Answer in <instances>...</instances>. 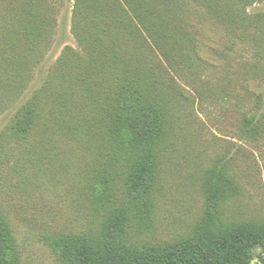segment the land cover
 Wrapping results in <instances>:
<instances>
[{
  "label": "rangeland",
  "instance_id": "1",
  "mask_svg": "<svg viewBox=\"0 0 264 264\" xmlns=\"http://www.w3.org/2000/svg\"><path fill=\"white\" fill-rule=\"evenodd\" d=\"M142 1L159 10L153 22L164 21L172 35L166 46L177 73L165 83L164 140L135 193L130 175L137 158L121 151L108 130H89L85 110L103 100L115 59L128 57L130 46L148 79L167 77L154 48L136 35L137 20L121 14L122 26L113 30L99 20L101 40L81 44L73 33L75 0H0V28L16 41L3 48L15 61L0 65V210L15 237L9 257L18 264H72L71 240L96 237L114 218L121 244L131 249H162L198 234L214 242L227 231L264 224L263 61L244 43L247 34L204 21L202 8L180 3L190 0ZM95 3L109 11V1L85 2ZM247 12H264V0ZM87 27L79 23L82 39ZM86 80L92 91L83 93L91 102L84 106L77 85L84 90ZM41 90L43 109L33 126L15 130L17 111ZM253 115L259 121L248 129ZM120 137L131 140L129 133ZM252 264H264L263 248L254 249Z\"/></svg>",
  "mask_w": 264,
  "mask_h": 264
},
{
  "label": "trees",
  "instance_id": "2",
  "mask_svg": "<svg viewBox=\"0 0 264 264\" xmlns=\"http://www.w3.org/2000/svg\"><path fill=\"white\" fill-rule=\"evenodd\" d=\"M103 1L97 0V2ZM106 1L110 2V7L108 12L103 13L100 3H95L92 8H87L86 0H75L73 33L76 38L80 40L81 44L87 42L91 44L90 41L96 44V40H101V35L97 36L95 31L99 20L104 21L103 24L109 28L112 27L113 30V28L122 26L118 22V16L121 14H124L130 23H134L133 18H135L139 26L135 29L136 35H141L148 47L154 48V55L156 53L155 56H159L158 60L162 62L161 73L167 76L166 78L148 79L146 77L148 74L141 70V63L136 58L133 47L130 46L129 50H133V52L128 57L115 59V68L110 76L109 86H106L103 100L98 101V105L90 110H85L90 114L88 122L91 129L89 130L94 132H98V129L108 130L119 138L122 144L121 151L126 148L137 158L130 175L131 190L136 193L146 184L152 172V158L157 155L165 137L166 122L169 120L168 112H170L168 99L170 86L165 83L169 79L173 80L177 73L174 59L168 52L167 48L169 47L166 44L170 45L174 40L172 35L166 34L169 31L164 21L153 22V15L156 19L159 17V10L155 12L146 8L147 6L142 0ZM163 1L166 2V0ZM163 1L161 0L162 3ZM168 1L171 2V0ZM257 1L260 0H190V2L180 1V3L186 4L187 9H190L192 3H195L196 6L203 9L204 21H218L222 26L239 31L241 37L247 34L244 43L252 44L256 49L257 57L264 63V12L253 14L247 12V8ZM83 12L86 13L85 17H82ZM80 20L88 25L85 29V39L79 35ZM1 22H3L2 18H0ZM250 26L254 30L248 33ZM12 34L13 32L8 28H0V55L5 54L4 47H11L16 42L11 37ZM8 51L12 53V50ZM71 52L78 55L73 49ZM85 52L88 53L86 50ZM78 57L81 62H85L81 55ZM1 61L14 62L15 59L12 56L5 57L3 55L0 56V65ZM4 72L6 75L9 73L12 75L10 68ZM85 82L87 87L84 90H82L83 83L77 85L79 103L83 99L84 106L91 102L90 99L86 100L82 97L83 93L92 91V84L87 80ZM49 85L44 87L47 93L50 90ZM40 92L17 111L15 120L17 125L12 126L15 130H19L23 124H28L29 121L33 126L36 113L40 114L37 110L42 111L43 109L37 102V100L41 102L43 96L42 90ZM51 95L47 94L48 97ZM66 95L62 94L61 98V105L64 108L65 103L69 102L66 100ZM261 100L262 96L259 101ZM258 121V117L254 115L246 119L247 128L253 129ZM41 132L45 133L43 129ZM123 132L131 135L130 142L126 141V143L121 140L120 135ZM116 220L117 218L110 219L105 223L96 237L92 238L89 235L83 239H72L68 248L70 262L72 264H252L254 249H264V224L258 223L253 227L251 225L245 229L227 231L214 242L198 234L162 249H131L121 244L119 230L114 224ZM14 241L15 237L10 223L0 210V264H18L9 257Z\"/></svg>",
  "mask_w": 264,
  "mask_h": 264
}]
</instances>
